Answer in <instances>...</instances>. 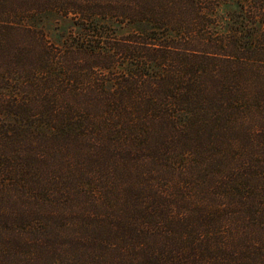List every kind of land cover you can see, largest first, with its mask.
I'll return each mask as SVG.
<instances>
[{
	"label": "trees",
	"instance_id": "trees-1",
	"mask_svg": "<svg viewBox=\"0 0 264 264\" xmlns=\"http://www.w3.org/2000/svg\"><path fill=\"white\" fill-rule=\"evenodd\" d=\"M0 264H264V0H0Z\"/></svg>",
	"mask_w": 264,
	"mask_h": 264
},
{
	"label": "rangeland",
	"instance_id": "rangeland-1",
	"mask_svg": "<svg viewBox=\"0 0 264 264\" xmlns=\"http://www.w3.org/2000/svg\"><path fill=\"white\" fill-rule=\"evenodd\" d=\"M55 26V23H53V22H50V23H48L47 24V31H49L50 32V35L53 37L54 36V32L52 31V28Z\"/></svg>",
	"mask_w": 264,
	"mask_h": 264
}]
</instances>
